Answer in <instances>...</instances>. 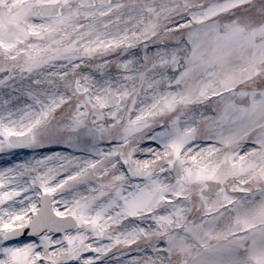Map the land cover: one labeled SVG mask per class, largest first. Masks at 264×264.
Masks as SVG:
<instances>
[{
    "label": "snow or ice",
    "instance_id": "obj_1",
    "mask_svg": "<svg viewBox=\"0 0 264 264\" xmlns=\"http://www.w3.org/2000/svg\"><path fill=\"white\" fill-rule=\"evenodd\" d=\"M0 264H264V0H0Z\"/></svg>",
    "mask_w": 264,
    "mask_h": 264
}]
</instances>
